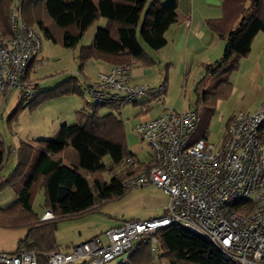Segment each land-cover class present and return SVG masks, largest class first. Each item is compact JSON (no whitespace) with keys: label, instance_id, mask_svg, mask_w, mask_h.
Listing matches in <instances>:
<instances>
[{"label":"trees","instance_id":"1","mask_svg":"<svg viewBox=\"0 0 264 264\" xmlns=\"http://www.w3.org/2000/svg\"><path fill=\"white\" fill-rule=\"evenodd\" d=\"M178 4L179 0H0V34L6 38L12 33L9 18L14 6L19 7L29 28L37 25L45 37L65 47H75L94 21L106 17L108 23L97 29L93 43L81 48V66L90 58L112 65L150 64L154 61L144 44L153 50L166 45V31L176 21ZM222 8V16L210 20L209 25L225 40V47L220 59L207 64V74L195 88L197 99L192 108L199 119L192 141L208 139L218 100L230 96L232 74L241 58L249 54L256 34L264 32V0H223ZM209 76L213 81L200 91ZM163 84L167 87L166 81ZM85 86V80L80 84L78 79H71L57 88L60 94L84 95L85 105L77 112V119L61 123L51 138L34 140V145L21 141L15 148L17 164L0 182V188L10 186L17 196L15 203L0 210V223L28 228L14 253L44 256L67 248L56 240L59 220L96 210L102 202L124 195L130 189L125 186L128 179L155 165L151 158L140 159L129 147L125 121L120 116L123 109L111 107L114 112L99 114L108 105L88 102ZM20 91V103L10 119L21 108H32L39 102L41 93L26 103ZM259 138L264 144V123ZM10 149L0 137V168ZM128 157L134 158L131 166L124 164ZM105 173L110 174V180L105 179ZM40 190L45 192L46 209L52 208L55 213L52 219L42 220L33 209ZM156 238L155 249L150 243L137 242L126 261L118 264H160L158 259L163 258L167 264H241L208 237L181 225L159 228Z\"/></svg>","mask_w":264,"mask_h":264},{"label":"built area","instance_id":"2","mask_svg":"<svg viewBox=\"0 0 264 264\" xmlns=\"http://www.w3.org/2000/svg\"><path fill=\"white\" fill-rule=\"evenodd\" d=\"M9 20L12 33L6 38L0 34V97L19 88L28 103L37 92L25 76L42 42L24 23L19 7L11 8ZM131 78L129 65L100 70L84 88L86 99L94 106L121 111L152 90L165 91L164 84H135ZM149 106L148 102L144 107ZM198 119L193 108L166 107L163 115L134 125L148 142L155 165L128 179L125 186L153 183L164 190L169 204L161 216L121 221L102 235L44 256L0 251V264H106L130 250L135 241L155 249L157 230L172 224L208 237L241 264H264V144L259 138L264 101L255 111L238 110L219 146L206 138L192 141ZM133 163V157L124 160L125 165ZM54 217L48 208L42 220Z\"/></svg>","mask_w":264,"mask_h":264},{"label":"rangeland","instance_id":"3","mask_svg":"<svg viewBox=\"0 0 264 264\" xmlns=\"http://www.w3.org/2000/svg\"><path fill=\"white\" fill-rule=\"evenodd\" d=\"M17 2V1H14ZM19 2V1H18ZM17 2V3H18ZM108 23L106 17L98 18L84 33V36L75 47H65L61 42H53L45 37L40 28L35 25L34 29L38 33L42 47L35 54L31 64L28 82L37 93H41L39 104L34 107L21 108L15 118H11L20 103V89L16 88L8 98L0 97V136L9 145L17 146L22 140L29 138L34 141L40 138H51L57 128L63 122H73L77 119V112L85 105L84 95L77 93L60 94L57 91L60 85L71 79H78V83H84L86 75H91L93 81L97 78L98 71L95 66L83 63L81 66V48L93 43L94 36L99 27H104ZM224 47H225V41ZM144 47L150 51L146 44ZM224 51V49H223ZM223 52L221 54V57ZM220 57V58H221ZM219 58V59H220ZM183 60H181L182 64ZM218 60V59H217ZM158 62L153 68V74L148 81L159 86L164 83L167 77V90L161 93L157 99H153L150 112L139 115L141 105L126 104L123 113L120 115L125 121L127 142L129 147H141L140 158L149 160V144L142 139L135 131L134 125L139 121H147L151 117L159 116L164 107L182 109L194 106L197 95L195 87L202 75L198 73L200 68H195L193 73L187 78L185 72L177 71L165 75L159 69ZM163 68V67H162ZM237 72V71H236ZM205 73V72H204ZM237 73H233L231 80L236 78ZM195 81L193 82V80ZM187 80V81H186ZM211 84L212 80H208ZM206 86H201L203 91ZM227 100V99H226ZM149 108V107H148ZM147 109V108H146ZM231 102L224 104L217 109V113L211 118L208 140L221 145L225 122L231 114ZM114 112L109 106L100 109L99 114L105 115ZM149 118H145L148 117ZM8 145V146H9ZM108 160V157L106 158ZM4 167L0 176H8L13 169ZM105 179L110 180V174H104ZM17 201L16 191L10 186L0 188V210L7 208ZM169 204V195L153 183L130 188L124 195L112 200L102 202L96 210H90L75 217H65L59 220L56 230V240L63 248L71 243H81L89 238L101 235L104 229L126 219H149L161 216ZM45 192L40 190L33 200V209L37 214L42 215L46 210ZM28 233L25 226H10L0 223V251L14 252L18 247L20 239ZM92 239V238H91ZM137 242H133L130 250L117 256L113 261L106 264H118L126 261L129 253ZM158 263L167 264V259H158Z\"/></svg>","mask_w":264,"mask_h":264},{"label":"crops","instance_id":"4","mask_svg":"<svg viewBox=\"0 0 264 264\" xmlns=\"http://www.w3.org/2000/svg\"><path fill=\"white\" fill-rule=\"evenodd\" d=\"M222 6L223 0H179L176 21L166 31V45L159 50L152 49V51H150L145 48L146 53L154 62L150 64H133L131 66V81L135 84H148L156 87V85L151 84L148 81L151 78V76L149 75L153 74V68L158 62L161 64V68L159 70L161 72H165V75L176 73L177 71H182L185 72V76H187L188 78L193 73L195 68H200V70H198V73L200 75H203L202 78L198 80V82L201 81L207 74V64L217 61V59L221 57L224 49L223 42L225 40L221 38L214 30H212L209 25L210 20L220 18L222 16ZM184 58L185 60L182 64L181 60H183ZM86 63L88 65L95 66L94 68L97 71L109 69L111 68V66H113L111 63L96 58H90ZM236 71L234 72L235 74L237 73L236 78H234L233 81L231 80L233 85L230 96L227 98V100H218L216 104V111L214 113V115L217 113V109H219V107L221 108L224 104H228L229 102H231V114L225 122V130L228 120L231 117H234L235 113L238 110H244L246 112L255 111L264 101L263 31H259L256 34L249 54L241 58L239 68ZM213 79V76H209L208 78H206L203 86L207 87L208 85H210L207 84V81H213ZM84 80L85 84L93 82V78L89 74L85 76ZM165 81H168L167 77L165 78L164 82ZM194 81L195 79L193 80V82ZM166 90L167 87L165 88V91ZM159 95L160 93H156L154 90H152L149 93L140 96L135 101L127 104H140L141 110L139 111V115H144L150 112L153 99H157ZM148 102L150 103V106L146 109L144 106ZM125 106L126 104L124 105V107ZM194 106H189L188 108H192ZM165 110L166 106L159 116L163 115L165 113ZM149 117L150 116L145 118ZM2 140L5 141L3 138ZM22 141L32 145L35 144L34 141L30 140L29 138H26ZM9 146H11V149L2 167L0 168V173L4 169V167L8 166L9 164V169H14L15 165L17 164V152L15 151V148L18 145L15 146L12 143ZM133 152L140 158L139 154L141 153V147H135ZM149 154L150 150L148 155ZM150 158L151 157L149 155V159ZM6 177L7 176H0V182L3 181ZM43 214L41 216H43ZM106 229H104V231ZM103 232L101 233L103 234ZM96 236L99 235L97 234ZM74 244L78 243H71V245Z\"/></svg>","mask_w":264,"mask_h":264}]
</instances>
